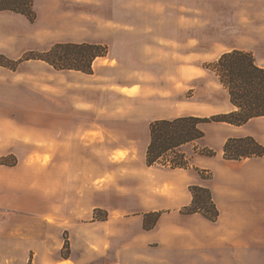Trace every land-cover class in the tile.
Instances as JSON below:
<instances>
[{"label": "crops", "instance_id": "crops-1", "mask_svg": "<svg viewBox=\"0 0 264 264\" xmlns=\"http://www.w3.org/2000/svg\"><path fill=\"white\" fill-rule=\"evenodd\" d=\"M33 10L36 13L34 4ZM36 19L31 21L21 13L0 11V32L23 33L19 35L20 43L16 48L0 43V54L11 60H19L27 52L35 50L36 46L31 45L33 40H29L28 32H36ZM157 39L148 43L149 47L129 44L127 41L118 49L116 46L110 48L107 56L94 61L92 74L69 70L66 82L59 83V92L51 82H45L44 98L51 100L59 94L66 103L59 109H53L48 103L43 123L37 121L35 109L28 103L22 109L17 108L15 103L20 100L28 102L36 94L35 75L21 73V70L40 60L22 61L16 69L0 66V159L4 160V163L0 162V252L4 249L13 251L12 243L20 242L21 238L26 239L28 231L33 228L49 230L53 224L64 225L69 219V212L71 220L83 223L87 219L93 224L109 226L110 233L106 237L110 243L114 244L119 239L118 242L126 243L132 252H142L148 259L152 258L150 254L153 249H160L164 245L169 252L178 249L183 239L189 242L182 245H206V237L192 236L197 224L214 223L217 235L214 241L221 244L254 242V227L244 224L241 215L264 214V156L230 160L223 156V148L230 138L247 136L264 146V116L252 118L241 126L224 122L201 124L205 137L190 144L193 152L188 155L191 168L215 169L212 185L195 182L186 174L190 168L171 169L164 166L159 169L149 166L146 152L150 143V129L144 137L138 165L127 163L134 157L138 141L130 132L135 125L142 123L138 118H143V109L140 107L145 97L155 101L153 105L159 113L183 111L173 118H208L235 110L229 94L223 102L189 96L171 105V95L181 92L178 89L182 90L178 87L179 83H190L209 75L205 70L198 74L192 73L195 66L189 63L188 56L193 54L191 51L186 53V60H179L175 74L177 84L173 83L166 89L152 83L145 84L143 71L156 62L153 56L155 48L161 47ZM186 46L192 47V39ZM233 50L250 52L256 58L251 50L232 48L228 51ZM121 70H131L137 78L140 75L142 80L121 78L117 75ZM146 74L147 78L156 79L150 71ZM217 83L222 85L219 80ZM84 90L88 93H114L122 106L107 115V106L104 105L107 99L93 98L90 93V96L85 94ZM68 98L72 100L70 107ZM134 101L138 102L136 108L131 107ZM138 104L141 106L138 107ZM85 115L92 119H85ZM211 128L215 132L209 141ZM213 141H218L222 156L217 154L209 157L197 151L199 145L202 148L213 146ZM107 165L116 167V171H112L108 183L101 184L99 181L107 176ZM131 179L135 184L129 183ZM166 183L169 184V192L162 194L160 188ZM191 185H201L212 191L219 210L216 222H210L198 213L184 216L176 214L192 203L193 197L188 189ZM107 197L111 200L135 198L139 206L136 212L141 213L137 216L138 223L134 225L131 218L123 215L130 212L125 204H107ZM167 203L169 206L164 208ZM99 209L108 212L107 220H95V211ZM156 213H161L157 226L144 230L145 217ZM166 218L178 222L165 228ZM139 227L143 231L138 232ZM181 228L186 229L190 236L177 235ZM158 242L159 245L156 244ZM64 262L62 260L56 264Z\"/></svg>", "mask_w": 264, "mask_h": 264}, {"label": "rangeland", "instance_id": "rangeland-1", "mask_svg": "<svg viewBox=\"0 0 264 264\" xmlns=\"http://www.w3.org/2000/svg\"><path fill=\"white\" fill-rule=\"evenodd\" d=\"M33 4L37 18L36 32H28V36L29 40H33L31 45L36 46L34 51H46L54 44L64 42L97 43L107 46L109 51L114 46L118 49L127 41L129 44L148 46V43L159 38L160 40L157 39V41L158 43L160 41L161 47L155 48L153 55L156 62L147 67V71L153 73L156 79L147 78V71H143L145 74L143 82L159 85L161 89H166L173 83L177 84L178 79L175 74L179 60L182 58L183 62L187 58L186 53L193 52L188 56L189 63L197 67L192 68V73L198 74L205 70L209 75L190 83H179L178 87L182 90L178 89L181 92L171 95V105L189 96L199 100L210 99L223 102L229 93L211 67L232 48L253 51L256 57L255 62L264 66V0H35ZM20 34L23 33L0 32V43L16 48L20 43ZM152 35L154 36L151 37ZM189 39H192V47L186 46ZM120 55L127 56L124 53ZM202 55L204 58H200ZM31 64L33 65L21 70V73L35 75L36 94L28 102L20 100L15 103L20 109L28 103L35 109L37 121L43 123L44 112L49 107L48 103L53 109H59L66 103L61 100L59 94L51 100H46L43 95L44 83L51 82L55 90L59 92V83L66 82L69 70H56L41 61ZM117 75L121 78L127 77L128 80H142L139 78L140 75L138 79L131 70H121ZM218 80L221 86L217 83ZM183 89H185L184 92H182ZM86 90H84L85 94L90 96V92ZM90 94L93 98L107 99V104H104L107 106V115L122 106L120 99L114 93L91 92ZM67 101L70 107L72 100L68 98ZM137 103L134 101L131 107L136 108ZM153 104L155 101L152 102L151 98L146 97L142 106L138 104V107L141 106L140 108L143 109V118H138V121L142 123L135 125L130 132V135L138 141L134 157L127 163L138 165L144 137L150 129L148 128L150 122L156 119L173 118L183 113V111L173 112V110L159 113ZM161 104L164 103L161 102ZM84 118L92 119L89 115H85ZM214 132L215 129L211 128L209 141L213 138ZM190 144H185L179 149L188 158V154L193 152ZM212 145L214 147L207 145L203 148L199 145L200 149L197 151L212 148L216 155L222 156L218 141H213ZM153 166L159 169L164 167L163 165ZM199 170L201 169L190 167V171L186 174L190 175L195 182L212 185L216 176L215 169H204L202 173ZM112 171H116V167L107 165V176L99 183L103 184L106 181L108 183L112 178ZM201 174L206 178H203ZM129 183L135 184L133 179ZM169 189V184L166 183L161 186L160 192L165 194L169 192ZM121 202L130 210L123 215L131 218L136 225L137 216L141 213L136 212L139 206L136 205L135 198L111 200L107 197V204ZM168 206L169 203L164 208ZM180 213L176 212L179 216L182 214ZM70 215L69 212V219L64 225L53 224L49 230L43 228L29 230L26 239L21 238L20 242L12 243L13 251L1 250L0 264H56L62 260H65L62 264H264L263 213L241 215L244 224L254 227L253 243L238 245L218 243L214 241L217 236L214 223L197 224L192 236L206 237L207 240L202 238L205 242L207 241L206 245L196 246L192 243L182 245L189 242L188 239H183L180 245L182 249L179 250V247L167 252L163 245L162 248L151 251V259L145 258L142 252H132L131 247L126 243L118 242L119 239H116L114 244L110 243L106 237L107 233H110L109 226L101 223L93 224L87 219L83 223L78 222L71 220ZM154 215L145 217L144 230L145 223L153 224ZM104 217H106L105 220L109 218L108 212L100 209L95 211V220L105 221L101 220ZM167 218L164 223L165 228L178 222L176 219ZM158 220L151 229L157 226ZM137 230L139 232L142 229L139 227ZM177 235L190 236L184 228H181ZM161 242L167 243V241ZM156 244L159 245L160 242Z\"/></svg>", "mask_w": 264, "mask_h": 264}, {"label": "trees", "instance_id": "trees-1", "mask_svg": "<svg viewBox=\"0 0 264 264\" xmlns=\"http://www.w3.org/2000/svg\"><path fill=\"white\" fill-rule=\"evenodd\" d=\"M33 2L34 0H0V11L21 13L34 21L36 13L33 10ZM107 53V46L102 44L64 42L56 43L46 51H29L19 60H11L0 54V66L16 69L22 61L40 60L56 70H75L92 74L94 61ZM211 69L227 89L235 110L208 118L185 116L151 122L150 143L146 152V162L149 166L163 165L171 169H188L191 167L190 159L179 149L185 144L205 137V132L201 129L202 123L224 122L241 126L252 118L264 116V67L256 64L252 53L242 50L226 52ZM199 153L209 157L216 155V152L210 148H205ZM223 153L224 157L230 160L262 157L264 146L250 136L230 138L224 145ZM0 162L4 163V160L0 159ZM199 171L202 173L205 170ZM202 177L206 178L203 175ZM189 190L193 197L192 203L183 207L180 212L183 215L198 213L208 221L216 222L219 218V210L212 191L201 185H191ZM160 215L156 213L153 224L145 223V228H153ZM149 216L151 215L147 218ZM105 219L106 217L101 220Z\"/></svg>", "mask_w": 264, "mask_h": 264}]
</instances>
